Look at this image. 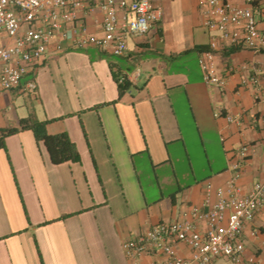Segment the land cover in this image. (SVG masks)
Returning a JSON list of instances; mask_svg holds the SVG:
<instances>
[{"label": "crops", "instance_id": "obj_1", "mask_svg": "<svg viewBox=\"0 0 264 264\" xmlns=\"http://www.w3.org/2000/svg\"><path fill=\"white\" fill-rule=\"evenodd\" d=\"M151 1L162 19L144 37H131L124 56L72 46L81 25L103 35V13L91 10L96 0H87L66 26L68 36L30 65L24 83L34 79L37 90H0V128L17 127L33 114L49 121V134L66 132L81 157L54 164L31 130L6 138L0 149V264H131L123 248L130 237L158 223L193 220L195 207L208 212L206 199L216 201L242 145L253 148L242 191L263 178L264 129L254 128L252 117L264 114V52L206 29L208 6L200 0ZM253 6L264 8V0ZM212 41L218 73L227 78L222 87L205 83L199 62ZM138 69L136 82L120 94L115 75ZM253 76L258 85L243 84ZM228 115L240 116L242 124H230ZM193 131L206 160L202 176L187 144ZM197 223L206 229L205 217ZM243 238L245 257L264 264V207ZM177 250L190 254L184 244ZM151 261L146 256L142 264ZM210 264L236 263L219 257Z\"/></svg>", "mask_w": 264, "mask_h": 264}, {"label": "built area", "instance_id": "obj_2", "mask_svg": "<svg viewBox=\"0 0 264 264\" xmlns=\"http://www.w3.org/2000/svg\"><path fill=\"white\" fill-rule=\"evenodd\" d=\"M87 0H0V90L22 89L34 92L37 83L30 79L23 83L30 65L41 59L50 43L58 37H67L66 26L74 23ZM91 10L103 13V35L87 33L84 25L74 30L72 46L98 47L115 56H124L131 37L142 38L162 19V9L151 0H96ZM249 5L241 7L230 0H200L208 6L204 26L218 31L220 37L232 44L243 45L256 53L264 52V8ZM218 44L212 41L210 49L200 57L203 79L208 85L225 86L227 78L219 75L215 60ZM61 45L58 49H61ZM140 70L120 76V82H136ZM259 84L257 76L244 79ZM261 91H258L257 98ZM230 124L241 125L240 116H226ZM254 128L264 129V114L252 117ZM253 153L250 145H242L229 166L231 177L225 187L216 190L217 199L205 201L207 213L193 208V220H176L153 225L123 243L131 264H142L144 257H152L150 264H210L214 259L226 257L236 264L254 263V257H245L243 231L257 212L264 207L263 178L253 183L244 193L240 186L244 163ZM211 186H208V193ZM209 195V194H208ZM206 218L202 230L197 219ZM254 229L252 235H257ZM184 244L190 254L181 255L177 246Z\"/></svg>", "mask_w": 264, "mask_h": 264}, {"label": "trees", "instance_id": "obj_3", "mask_svg": "<svg viewBox=\"0 0 264 264\" xmlns=\"http://www.w3.org/2000/svg\"><path fill=\"white\" fill-rule=\"evenodd\" d=\"M115 79L118 83L120 94L131 88L129 81L120 82L119 74L115 75ZM48 122V120L41 121L32 114L27 118H22L17 127L0 128V149H6V138L8 136L26 129L34 133L38 143L43 142L46 145L54 164H62L69 161L79 162L81 160L80 154L69 135L66 132L55 135L49 134L47 131Z\"/></svg>", "mask_w": 264, "mask_h": 264}, {"label": "rangeland", "instance_id": "obj_4", "mask_svg": "<svg viewBox=\"0 0 264 264\" xmlns=\"http://www.w3.org/2000/svg\"><path fill=\"white\" fill-rule=\"evenodd\" d=\"M187 140H188L187 144H188L190 153L193 157L194 165L197 170V174L199 176H202L207 171V165H206V160L204 159V155L202 154V151H201V147H200L201 143L198 137L196 136V133H194V131L192 133V137Z\"/></svg>", "mask_w": 264, "mask_h": 264}]
</instances>
